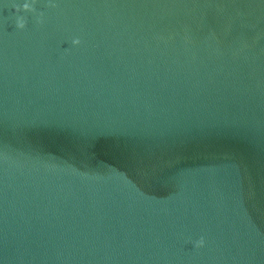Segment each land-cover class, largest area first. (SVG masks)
<instances>
[{"label": "water", "instance_id": "water-1", "mask_svg": "<svg viewBox=\"0 0 264 264\" xmlns=\"http://www.w3.org/2000/svg\"><path fill=\"white\" fill-rule=\"evenodd\" d=\"M53 2L0 0V264H264V0Z\"/></svg>", "mask_w": 264, "mask_h": 264}, {"label": "clouds", "instance_id": "clouds-1", "mask_svg": "<svg viewBox=\"0 0 264 264\" xmlns=\"http://www.w3.org/2000/svg\"><path fill=\"white\" fill-rule=\"evenodd\" d=\"M37 4V0H23V3L15 6L14 10L16 13L15 16V28L16 29H24L27 24V18L24 15H20L19 13L23 12H31L35 16V22L37 25H42L44 23V12L38 11L35 5ZM48 7H56V4L53 0H48ZM82 43V40L79 36H73L70 39V45L72 47H79ZM65 53L69 51L68 48L64 49ZM205 245V238L201 236L199 239L194 241L195 248H202Z\"/></svg>", "mask_w": 264, "mask_h": 264}]
</instances>
